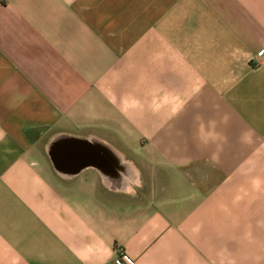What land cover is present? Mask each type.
<instances>
[{"label": "crops", "instance_id": "obj_1", "mask_svg": "<svg viewBox=\"0 0 264 264\" xmlns=\"http://www.w3.org/2000/svg\"><path fill=\"white\" fill-rule=\"evenodd\" d=\"M0 264H264V0H0Z\"/></svg>", "mask_w": 264, "mask_h": 264}, {"label": "built area", "instance_id": "obj_2", "mask_svg": "<svg viewBox=\"0 0 264 264\" xmlns=\"http://www.w3.org/2000/svg\"><path fill=\"white\" fill-rule=\"evenodd\" d=\"M116 253H118L117 257H118V259L120 261L123 258V254L121 253L120 249H117Z\"/></svg>", "mask_w": 264, "mask_h": 264}]
</instances>
